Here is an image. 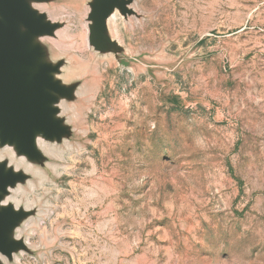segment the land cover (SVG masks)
Here are the masks:
<instances>
[{"label":"rangeland","instance_id":"rangeland-1","mask_svg":"<svg viewBox=\"0 0 264 264\" xmlns=\"http://www.w3.org/2000/svg\"><path fill=\"white\" fill-rule=\"evenodd\" d=\"M99 1L34 0L53 122L32 169L0 144V264H264V0Z\"/></svg>","mask_w":264,"mask_h":264},{"label":"water","instance_id":"water-1","mask_svg":"<svg viewBox=\"0 0 264 264\" xmlns=\"http://www.w3.org/2000/svg\"><path fill=\"white\" fill-rule=\"evenodd\" d=\"M117 0H100L98 8H103L104 15L111 12ZM23 0H0V15L8 24L0 21V126L4 125L1 132V143L10 137L13 140L17 134V144L25 153L33 142V129L36 127L43 132L48 130V123L53 122L50 91L46 86L42 71L23 74L24 68L18 63L28 46L27 33H40L48 27L46 23L39 24L41 16L33 19L35 11L27 8ZM19 19L28 32L20 33L14 25ZM11 22V23H10ZM13 22V23H12ZM89 42L96 44V39L91 36ZM27 47V48H26ZM31 82L27 89L22 82L29 75ZM44 80V81H43ZM9 171L4 172L0 165V190L10 184ZM0 237L4 239L5 231L11 224L10 217L0 208ZM14 220V219H13ZM1 250V249H0Z\"/></svg>","mask_w":264,"mask_h":264},{"label":"bare ground","instance_id":"bare-ground-1","mask_svg":"<svg viewBox=\"0 0 264 264\" xmlns=\"http://www.w3.org/2000/svg\"><path fill=\"white\" fill-rule=\"evenodd\" d=\"M24 2L23 3H25L26 4V6H27V8H29V9H31V10H33V11H35V15H33V19H36V18H38V17H42L41 18V20H40V22H39V24H44V22H45V18H43V15H42V13H43V11L42 12H40V11H37L36 10V8L34 7V4H36V3H34V0H23ZM0 21L5 25V23L6 24H8V22L7 21H5L4 19H3V17L0 15ZM11 23V22H10ZM13 23V22H12ZM14 25L17 27L16 29H17V31H19L20 33H26V32H28V30L26 29V27L23 25V23L19 20V19H15V22H14ZM55 29V28H54ZM48 33L49 31L47 30V29H43V31L42 32H40V33ZM58 35H59V31L58 30H56L55 31ZM89 42V39H88V34H87V43ZM90 43V42H89ZM31 73H32V71H31ZM31 74L27 77V78H25L24 79V81L22 82V86L25 88V89H27L28 87H29V85H30V82H31ZM3 128H4V125L3 126H0V144H1V139H2V135H1V132H2V130H3ZM17 134H16V132H15V136H14V138H13V140L12 141H10V137L8 136V139L6 140V142H5V145H4V147H5V149H7L6 150V152L10 155V157H11V159L14 157L13 155H14V153L16 154V147H18V144H17ZM33 140H34V144H35V146H37V147H41V146H45L46 145V141L44 140V137L41 135V130L40 129H37L36 127L33 129ZM13 160V159H12ZM17 162L18 163H25L26 164V168L27 169H32L33 168V165H32V163H30L29 161H28V155L25 153V152H23L22 154H21V157H19L18 159H17ZM1 165V164H0ZM10 166V163H7L6 165H5V167H4V172H6L7 170H8V167ZM35 172H37L38 170H34ZM10 186H8V185H6V188H9ZM0 192H1V190H0ZM1 203V202H0ZM0 208H2V205H1V207ZM1 210V209H0Z\"/></svg>","mask_w":264,"mask_h":264}]
</instances>
